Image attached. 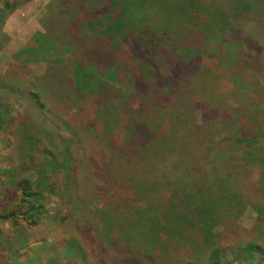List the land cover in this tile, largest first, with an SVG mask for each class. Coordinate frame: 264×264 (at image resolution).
Masks as SVG:
<instances>
[{"label":"trees","instance_id":"trees-1","mask_svg":"<svg viewBox=\"0 0 264 264\" xmlns=\"http://www.w3.org/2000/svg\"><path fill=\"white\" fill-rule=\"evenodd\" d=\"M56 1L50 4L47 19L50 18V14H57L62 15L67 22L65 21L60 29L57 26L50 28L46 26L45 21L41 22L44 34L36 33L32 38L33 47L21 50L16 58H21L27 53L39 55L46 62L50 82L56 85L66 82L82 100H93L96 103V115L88 127H78L70 117L56 113L51 99L47 96L44 97L40 93L29 94L38 112L50 114L60 122L62 134L51 132L48 138L41 136V132L34 128L37 125L34 121L26 125L32 129L23 131L22 137L29 147L37 149L39 155L57 161L56 169L63 170L65 181L61 185L52 184L49 173L36 170L38 167L34 166L32 159L28 160V164L30 167L34 166L37 172L34 179L27 176V170L30 168L26 169L23 164L18 165L16 169L8 168L7 176L14 177L9 186L16 191L18 198L13 206L4 204L0 207L2 220L12 219L14 224L23 221L28 227L41 226L49 217L45 205L51 196H64L70 204L78 200L79 196L85 200V204L94 202L96 191L100 188L92 184V187L89 185V190L83 189L84 185L80 181L84 178L81 177L83 164L89 161V156L85 153V144L101 140L108 148L114 144L113 134L121 129L127 132V137L123 139L124 147L120 148L123 157H119L125 165L119 168L117 164L115 165L116 162H109V165L115 166L104 167L103 172L109 179L114 172L111 180L115 183L119 177V171L115 169H124L120 170V176H123L126 163L133 158L140 178L134 180L133 177L127 179L126 176V180H122L129 189L128 194L130 190L132 191L133 204L123 203L120 212L115 213V208H111L114 211L107 210L105 214L104 242L108 250L113 243L109 238L115 236L113 241L117 244L116 247L126 249L131 256L116 263L143 264V258L147 257L145 262L149 264H199L197 262L199 260L194 261L195 258L205 257L206 260L201 261V264H234L235 261L260 264L257 256L264 255V172L255 189L248 190L247 183L251 178L249 172L252 173L256 167H262L264 170V121H260L257 113L252 110L258 102L250 96L252 92L250 86L242 82L239 67L232 66L230 72L225 69L220 73L217 68V71L210 70L205 74L199 71L188 74L196 100L189 94L190 102L183 104L179 111L172 109L168 112L167 109L163 119L161 113L158 114L159 108L155 105L144 108L143 102H138L140 105H137L136 115L130 111L122 113L120 104L114 106L113 102L118 92L122 93L123 98L128 95L124 74L131 76L135 88L146 86L150 82L149 86L157 88L160 94L168 95L171 90L173 91L167 84L161 82L162 80L157 79L164 77L163 73L166 74V70L161 68L165 63L162 62L159 66L158 61H150L147 55L142 56L146 47L153 49L156 44L157 46L161 44L164 48L173 45L172 56L175 57V62L172 63V68L176 73L187 65L195 64L191 57L197 55L196 50L182 43L188 39V34L181 22L177 24L179 16L168 12L165 0H101L97 4L89 0H73L71 1L73 7L71 5L72 9L69 10ZM235 2L238 5L234 7L240 8L241 13L232 16L216 14L218 10L227 13L219 0H189L188 4L192 5L193 11L203 14L209 22L219 23L223 30L236 24L245 14L264 11V6L261 7L257 0ZM69 11L70 18L67 16ZM80 14L86 16L81 22L75 18V15ZM53 32L56 34L53 35ZM207 33H210L209 36H205L207 41L211 38L222 39L215 31ZM61 36L65 39L61 45L62 49L57 48L55 44L56 38ZM166 36L172 38L166 40L168 38ZM84 45H89L93 49L85 50ZM130 45L131 48L135 45L138 50L134 61L133 56H127L134 66L131 69H127L126 66L118 69L113 63L112 56L120 54L123 48ZM88 50L91 56L87 54ZM102 55L108 60L105 59V63L97 62L95 59ZM199 57L198 54L196 62ZM222 62H225V58ZM169 69L171 72L172 69ZM165 77L172 76L166 74ZM258 90L261 93V89ZM260 101L261 99L259 103ZM240 103L248 111L247 114H243L246 119L242 120L241 116L228 114L222 123L223 129L230 127L232 131L227 134L222 129L218 130L221 137L219 145L223 148L215 152L214 158H210L212 147L206 146L203 129L211 125L205 124L207 126L202 125L204 128H200L189 122L191 112L203 115L216 111L218 115H222L227 112V108L233 109ZM6 112L0 105V132L13 129V118ZM260 128L263 131H260ZM28 133L30 136L26 137ZM213 133L210 131L206 141L215 137ZM58 138H61L63 143V149L58 153L50 152L43 145L44 140L48 139L56 144L54 139L58 142ZM231 147L234 154L228 151ZM117 158L118 156L116 160ZM70 168L77 173L80 172V175L72 174ZM215 186L219 187L218 194L210 196ZM1 187L4 191L7 190L4 183ZM111 187H116V184H109V188ZM252 197L256 203V207L253 205L252 207L258 214L257 222L260 224L258 233L253 237L248 236L246 241H239V244L243 245L241 258L235 255L234 260L229 261L220 244L224 231L220 235H214L209 223L219 218H213L218 208L226 207L229 212H224L223 216H229L235 213L236 208L252 202ZM71 221L69 212H66L58 217L54 224L61 234L64 233L62 236H67L64 238L66 244L61 246L66 264H116L110 263L109 259L100 258L88 261V250L72 235L75 228L71 226ZM187 245L191 246L189 248L191 260L180 261L179 256L182 258V255L178 252ZM135 247L137 250L141 248L145 250L146 247L148 251L139 252L134 249Z\"/></svg>","mask_w":264,"mask_h":264},{"label":"rangeland","instance_id":"rangeland-1","mask_svg":"<svg viewBox=\"0 0 264 264\" xmlns=\"http://www.w3.org/2000/svg\"><path fill=\"white\" fill-rule=\"evenodd\" d=\"M55 1L56 0H0V105H2L3 108L6 109V113L13 118V129L11 131L6 129V131L0 132V207L4 204L13 206L17 203V193L9 186V182H11L14 177L11 178L7 176L8 174H6V172L8 168L16 169L18 165L23 164L26 169L30 168L27 170V176L31 179L35 178L37 174L36 170H42L49 173V175H47L54 185H61L65 181L63 170L58 171L56 169L58 165L57 161L39 155L37 149L29 147L28 144H26L27 141L22 137V132L29 129L26 125L34 121L37 122V125H33V127L35 126L34 128L41 132V136L48 138L51 132L62 134L60 122L56 121V118H53L50 114L43 113V111L38 112L33 99L29 96L30 93H40L44 97L47 96V98L51 99L50 102L52 103L53 110L60 115L63 114L65 117L73 119L75 125L78 127H88L96 115V103L93 100H82L81 97L75 93L76 91L71 90L66 82L62 85H56L50 82V73L46 68V62H44L39 55L27 53V55L24 54L21 58H16L21 50H28V48L33 47L32 38L36 33L44 34L41 22L45 21L46 26L50 28L57 26L58 29H60L63 27L66 19L62 15L57 16V14H50V18L47 19L50 4ZM71 1L73 0H57L56 2L64 5V8L69 10L72 9ZM219 1H221L220 5L225 8L227 13L218 10L216 12L218 16H220L221 13L222 15L228 14V16L241 13L240 8L234 7L238 5V3L235 2L236 0ZM89 2L97 4V2H101V0H89ZM165 2L168 4V12L172 15L176 13V16H179L177 24L181 22V25L187 30L186 34H188V39L184 40L182 43L187 47L194 48L196 54H199L200 57L196 62L197 55H193L191 58L194 59L192 62H195V64L187 65L183 67L179 73H176L172 68V63L175 62V57L172 56V54L174 55V53H172L174 50L173 45L164 48L161 44L159 46L156 44V47L153 49L146 47L142 56L147 55L150 61H158L159 66H161L162 62L165 63L162 64L161 68L162 70H166V74H171L172 77L166 78V74L163 73L164 77H157V79L162 80L161 82L167 84L173 91L171 90L168 95L160 94L157 88L155 89L149 86L151 85L150 82H148L146 86L135 88L133 87L131 76L129 74H124L125 77L123 79H126L125 83L127 87H125V89L128 95L123 98L122 93L118 92V96L113 102L114 106L120 104L119 106L122 113H124V111H130L136 115L137 105H140L138 102H143L144 108L148 105H155L156 108H159L158 114L161 113V118L163 119V114L167 109L168 112L172 109L179 111V108L183 104L190 102L189 94L194 96L196 100V94L191 86L192 83L190 82L188 74H194V71L196 73L199 71V73L205 74L210 70L217 71V68L219 72L222 73L225 69L229 71L232 66H237L239 67V72H241L242 82L250 86L252 90L250 96L258 102L254 101L257 104L252 110L257 113L258 119L263 122L264 11L245 14L241 16V20L236 24L234 23L231 27L223 30L220 28L219 23L209 22L203 14L193 11L192 5L188 4L189 0H165ZM257 3H260L261 7L264 6V0H257ZM151 13L152 11L149 12L150 18L152 16ZM153 15L155 16V14ZM67 16L70 18V11ZM85 17V14L75 15V18H77L79 22L83 21ZM228 18L229 17H227V19ZM207 31H215L220 34L222 39L211 38L207 41L205 36L210 35ZM54 34L56 33L53 32V35ZM166 37H168L166 40L172 38L169 36ZM64 40L63 36L56 38L55 44H57V48L62 49L61 45H63L62 43ZM83 47H85V50L88 48L93 49V47L89 45H84ZM137 51L135 45L134 48H131V45L130 47L123 48L120 54L112 56L113 63L118 69L122 66L131 69L134 64H132L127 56H133L134 61V56ZM87 54H89V50ZM92 55L95 56L94 54ZM224 58L225 62H222ZM105 59L108 60L105 55H102L95 60L99 63H105ZM196 64L200 66H196ZM165 65H167V67ZM169 68L172 69L171 72ZM60 79L62 80V77ZM258 88L261 89V93H259ZM178 96L184 97V99ZM144 98L148 100V103ZM260 99L261 101L259 103ZM125 107H127L126 110ZM128 107L130 109H128ZM246 111L247 110L241 103L233 109L227 108V112L222 115H218L216 111L203 115L189 111V113L191 112V119H189V122H193L196 126H200V128L205 124L211 125H205L207 129L203 127V132L205 133L204 142L206 146L212 147L209 153L210 158H214L215 152L223 148L219 145L221 137L219 136L218 130L222 129L227 134L232 131L230 127L223 129L222 123L227 119L229 116L228 114L235 117L241 116L242 120H245L246 118L245 116L243 117V114H247L248 111ZM31 129H29V131ZM263 130L260 128V131ZM210 131L212 133L214 132L213 135L215 137L206 141V138L210 136ZM29 136L30 133L26 135V137ZM125 137H127L126 130L118 129L112 137L114 144L112 146L110 145L108 148L105 146L104 141L101 140H93V143L85 144V153L89 156L90 163L89 161H85L83 164L84 168H82L83 174L81 173V177L85 179L82 178L83 180L80 181L84 185L83 189L89 190V185L92 187V184L100 188L96 191V199L94 202L90 201L89 204H85V200L79 196L78 200L72 201L71 204L75 206L72 207L69 200L64 196H51L45 205V211L49 214V217L41 226L36 227H28L23 221L14 224L12 219L2 220V217H0V264H66L64 251L61 246L66 244L64 238L67 236H62L64 233L61 234L60 230L54 226L57 218L63 216L66 212H69L70 220H72L71 226L75 228V233H72V235L79 239L81 244L85 246L84 248L88 250V261L100 258L102 260L109 259L110 263H116L122 258L125 260L131 258L126 249L116 247L117 244L114 242L115 236H111L112 239L109 238V241L113 242L109 250L106 242H104V240H106L104 218L107 210L115 208L117 211H115V213H118L123 203L133 204L131 196L133 195L132 191L130 190V194H128L129 189L122 183V180H126V176L127 179L129 177H133L134 180L135 178H140L137 173V167L134 166L133 158L129 163H126L123 176H120V170L124 169H115L119 171V177L115 183L111 180L112 176H114L113 174H115L114 172L111 173L110 179L106 177V173L103 172L104 167L113 168L116 164L119 168L124 167L125 163L119 160V157H123V153L120 152L122 149L120 148L124 147L125 143H123V139ZM54 141L56 144H54L51 139L44 140L43 145L46 146L50 152L58 153L63 149V143L61 138H58V142L56 139H54ZM214 142H218V144ZM228 151L234 154L233 147L228 149ZM116 156H118L117 160ZM30 159L34 162V166L38 167L36 170L34 166H29L28 160ZM91 162H93V164ZM109 162L116 163L115 165H109ZM242 162L245 166L244 160H242ZM71 168L70 171L72 174L80 175V172L77 173L76 170ZM84 169L87 171H84ZM252 171V173L249 172L251 178L247 183V189L250 191L252 188H256V184H259L262 179V173L264 172L262 167H256ZM108 182L111 185L116 184V187L109 188V184L107 185ZM2 183L5 184L7 190L4 191L1 187ZM218 189L219 187L215 186L210 196L218 194ZM255 192L256 191H254V193ZM251 201L252 202L241 205L240 208H236L235 213L229 216H223L224 212H229L226 207L218 208L213 218H219L213 219L214 221L209 223V225L212 226L211 231L214 235H220L221 232L224 231V234L221 235L222 239L220 240V244L224 248L226 259L229 261L234 260L235 255L241 258L240 252L243 245L239 244V241H246V238L253 237L258 233L257 230L260 226L257 222L258 214L252 207V205L256 207L255 198L252 197ZM140 208H142L141 205ZM111 211H114V209ZM1 214L0 211V216ZM138 214L141 213H137V215ZM194 234H196V232ZM189 248H191V246L187 245L178 252L182 255V258L179 256L180 261L190 259L189 256L191 251ZM134 249L139 252L148 251L146 247L145 250L142 248L137 250V247ZM146 258H143V264H149L145 262ZM257 259L260 264H264V255H262V257L257 256ZM196 260H199L197 262L201 264V261L206 260V258H195L194 261ZM234 264L246 263H238L235 261Z\"/></svg>","mask_w":264,"mask_h":264}]
</instances>
